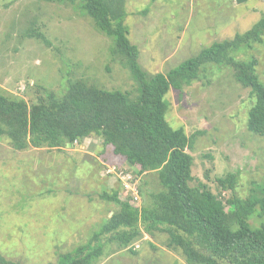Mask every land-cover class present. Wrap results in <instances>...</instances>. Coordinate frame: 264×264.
<instances>
[{
  "label": "rangeland",
  "instance_id": "1",
  "mask_svg": "<svg viewBox=\"0 0 264 264\" xmlns=\"http://www.w3.org/2000/svg\"><path fill=\"white\" fill-rule=\"evenodd\" d=\"M126 9L129 38L140 50L139 63L150 73H167L204 47L252 27L264 15V0H127ZM29 27L44 37L28 35ZM112 47L113 39L78 5L0 0V90L8 95L30 99L29 83L34 81L61 91L74 74L109 90H135L136 80L113 58ZM234 54L258 57L264 82V42ZM166 98L170 102L166 117L173 127H184L189 135L202 131L189 149L196 176L192 183H207L221 194L226 209L234 191L245 198L264 183V136L248 128L256 98L229 67L205 64L182 92L172 88ZM137 171L97 135L59 149L23 150L1 136L0 251L24 264L56 263L59 251L86 243L118 208L99 194L122 186L119 176H133L139 198L132 203L139 206L148 204L150 193L163 189L157 171L139 175ZM229 173L237 175L234 190L219 183ZM132 193L121 187V197ZM263 221L259 212L250 218L253 226ZM167 239L164 232L155 237L145 234L134 245L141 254L124 249L103 256L99 263L189 264L181 251L167 248Z\"/></svg>",
  "mask_w": 264,
  "mask_h": 264
},
{
  "label": "trees",
  "instance_id": "2",
  "mask_svg": "<svg viewBox=\"0 0 264 264\" xmlns=\"http://www.w3.org/2000/svg\"><path fill=\"white\" fill-rule=\"evenodd\" d=\"M48 1L78 5L92 17L113 39V58L128 69L137 87L133 91L109 90L74 74L61 91L37 81L29 83L33 88L30 99L0 90V137H7L14 149L23 150L59 149L97 135L105 145L113 146L116 155L135 165L137 175L157 171L163 187L150 193L143 206L132 203L133 193L121 197L123 185L102 191L100 198L116 202L118 208L86 243L59 251L53 264H98L103 256L124 249L139 255L135 242L145 234L155 237L157 232L167 233V248L181 251L189 264H264V221L259 226L250 222L257 212L264 215V183L245 198L234 191L226 209L221 194L207 183H192L196 176L189 149L202 131L189 135L184 127H173L166 117L170 90L182 92L205 64L214 63L229 67L234 78L250 88L256 102L249 110L248 128L264 136V82L257 69L259 59L234 54L264 42V15L246 31L204 47L167 73H150L139 63V47L129 38L127 0ZM27 34L44 37L33 27ZM236 181L235 173L219 178L222 187L233 190ZM148 244L156 248L153 241ZM0 264L24 263L9 260L0 251Z\"/></svg>",
  "mask_w": 264,
  "mask_h": 264
},
{
  "label": "built area",
  "instance_id": "3",
  "mask_svg": "<svg viewBox=\"0 0 264 264\" xmlns=\"http://www.w3.org/2000/svg\"><path fill=\"white\" fill-rule=\"evenodd\" d=\"M120 180L122 181V184L128 188V189H133V199L134 198H139L138 196V187H137V182L133 181V176L132 175H128L127 173L124 176H119ZM136 193V194H135Z\"/></svg>",
  "mask_w": 264,
  "mask_h": 264
},
{
  "label": "crops",
  "instance_id": "4",
  "mask_svg": "<svg viewBox=\"0 0 264 264\" xmlns=\"http://www.w3.org/2000/svg\"><path fill=\"white\" fill-rule=\"evenodd\" d=\"M114 254V253H113ZM112 255V254H111ZM100 264V263H99Z\"/></svg>",
  "mask_w": 264,
  "mask_h": 264
}]
</instances>
